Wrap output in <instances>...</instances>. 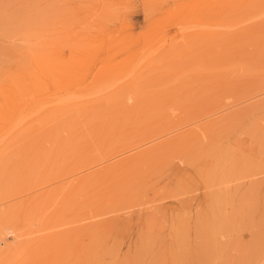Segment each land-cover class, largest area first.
Here are the masks:
<instances>
[{"label": "rangeland", "instance_id": "obj_1", "mask_svg": "<svg viewBox=\"0 0 264 264\" xmlns=\"http://www.w3.org/2000/svg\"><path fill=\"white\" fill-rule=\"evenodd\" d=\"M0 138V264H264V0H0Z\"/></svg>", "mask_w": 264, "mask_h": 264}, {"label": "bare ground", "instance_id": "obj_2", "mask_svg": "<svg viewBox=\"0 0 264 264\" xmlns=\"http://www.w3.org/2000/svg\"><path fill=\"white\" fill-rule=\"evenodd\" d=\"M61 101V100H60ZM37 102V101H36ZM58 102V101H57ZM80 102V101H79ZM46 103V102H45ZM65 103V102H64ZM68 104V103H67ZM45 105V104H44ZM60 105V104H59ZM42 106V105H41ZM24 107V106H23ZM43 107V106H42ZM51 107V106H50ZM44 108H46V106L44 107ZM44 108H42V109H44ZM48 108V107H47ZM38 109V108H37ZM42 109H41V107H40V109L39 110H41L42 111ZM35 112H37V110L35 111ZM39 113V112H38ZM37 113V114H38ZM35 114V113H34ZM2 129V128H1ZM11 132H13V131H11ZM11 133H9V135H10ZM5 137H7V135H5ZM0 139H2V138H0Z\"/></svg>", "mask_w": 264, "mask_h": 264}]
</instances>
